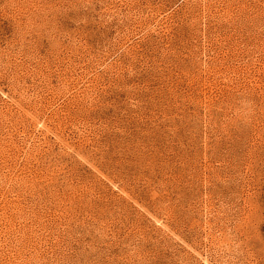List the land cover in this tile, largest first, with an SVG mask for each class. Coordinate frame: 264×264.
<instances>
[{
    "label": "rangeland",
    "instance_id": "374dc122",
    "mask_svg": "<svg viewBox=\"0 0 264 264\" xmlns=\"http://www.w3.org/2000/svg\"><path fill=\"white\" fill-rule=\"evenodd\" d=\"M0 264H264V0H0Z\"/></svg>",
    "mask_w": 264,
    "mask_h": 264
}]
</instances>
